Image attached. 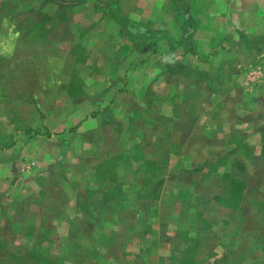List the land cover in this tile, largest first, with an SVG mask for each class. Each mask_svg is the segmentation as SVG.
<instances>
[{
    "label": "rangeland",
    "instance_id": "374dc122",
    "mask_svg": "<svg viewBox=\"0 0 264 264\" xmlns=\"http://www.w3.org/2000/svg\"><path fill=\"white\" fill-rule=\"evenodd\" d=\"M263 239L264 0H0V264H264Z\"/></svg>",
    "mask_w": 264,
    "mask_h": 264
},
{
    "label": "crops",
    "instance_id": "0c3cea01",
    "mask_svg": "<svg viewBox=\"0 0 264 264\" xmlns=\"http://www.w3.org/2000/svg\"><path fill=\"white\" fill-rule=\"evenodd\" d=\"M196 49H194L195 51ZM197 51V50H196ZM198 56V54H197ZM205 65V64H202ZM207 65V64H206ZM200 68V67H199ZM224 69V63H220L218 65H214L211 68L208 69H202V71H199V73H201L202 75H199L200 79H205L207 83H222L225 82L226 77L224 75L221 74V71ZM220 74V75H219ZM202 82V81H201ZM195 116V113L192 112L191 114V118H193ZM193 122V121H192ZM27 132V130H26ZM263 244H264V239L262 240Z\"/></svg>",
    "mask_w": 264,
    "mask_h": 264
},
{
    "label": "trees",
    "instance_id": "16d2710c",
    "mask_svg": "<svg viewBox=\"0 0 264 264\" xmlns=\"http://www.w3.org/2000/svg\"><path fill=\"white\" fill-rule=\"evenodd\" d=\"M30 129H27V132H29Z\"/></svg>",
    "mask_w": 264,
    "mask_h": 264
}]
</instances>
